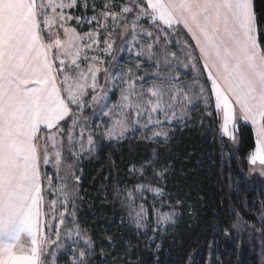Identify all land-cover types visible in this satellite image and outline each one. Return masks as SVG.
Returning a JSON list of instances; mask_svg holds the SVG:
<instances>
[{"label":"snow or ice","instance_id":"obj_1","mask_svg":"<svg viewBox=\"0 0 264 264\" xmlns=\"http://www.w3.org/2000/svg\"><path fill=\"white\" fill-rule=\"evenodd\" d=\"M78 7L87 12L89 0H0V264H57L56 250L68 243L67 239L60 240L59 225L66 222V217H74L76 209L73 201V210L68 211L73 197L66 182L57 189L62 200H46L45 181L49 191L54 186L42 169L54 162L59 170L65 147L69 151L78 149L74 156H92L104 143L119 144L140 132L144 141H166L175 135L173 129L190 126L187 111L194 101L198 102L195 106L204 105L205 117L218 118L216 132L221 144L227 140L238 146L241 123L253 129L255 144L248 163L258 162L262 166L259 174L264 175V0L259 9L256 0H126L122 4L104 0L99 10L94 2L91 4L90 17L66 11ZM73 20L79 27L88 24L91 30L78 32L69 26ZM124 27H130L125 33L131 36L128 52L133 53L135 48L136 58L146 57L155 61L154 67L159 69L163 64L172 71L176 69L169 58L168 45L182 27L194 45L179 39L176 43L194 70L201 71L197 65L202 64L210 89L198 81L196 88L179 86L178 76H149L147 72L141 75L139 59L127 70L104 68L105 83L101 87L99 66L104 61L86 53L95 48L97 53L110 55L112 33ZM99 29L103 30V38ZM141 38L148 43L133 44ZM82 51L85 55L81 58ZM171 55L175 57L176 53ZM68 57H72L70 64L66 63ZM81 63L87 67L81 68ZM149 80L153 82L149 84ZM109 84L120 91L119 103L112 106L106 102ZM87 109L93 113L91 127L85 115ZM110 117V123L101 129L100 125ZM165 127L169 131H163ZM200 127H204L203 120ZM129 163L131 166L124 172L139 179H109L103 187L105 199L111 196L112 186L116 193L113 200L126 206L131 217L129 221L121 214V228L145 239L146 247L159 251L163 245L156 240L163 238L161 229L166 231L165 226L184 208V200L173 196L175 189L168 188L174 159L170 156L168 161H161L153 150ZM115 167L111 162L108 173ZM75 180L79 182L80 177ZM145 180L147 184L142 183ZM125 183H132L133 189L124 190ZM137 186L160 199L158 208L152 206L154 219L143 204L136 205ZM75 190L73 185L71 191ZM136 207L140 211L133 213ZM166 208L171 210L162 211ZM49 217L59 224L50 223ZM42 228L54 230L56 239L43 233ZM64 233L68 238L73 233L76 236L69 245L73 248L67 253L71 256L69 264H94L97 246L92 237L78 227L66 228ZM126 239V234L118 241L109 237L108 246L120 247ZM24 240L28 247L23 246ZM50 243L55 249L46 247ZM214 243L209 245L206 264H213ZM130 247L132 241L125 247V255ZM131 255L134 257L135 252ZM195 258L196 254H191L189 264H194Z\"/></svg>","mask_w":264,"mask_h":264},{"label":"trees","instance_id":"obj_2","mask_svg":"<svg viewBox=\"0 0 264 264\" xmlns=\"http://www.w3.org/2000/svg\"><path fill=\"white\" fill-rule=\"evenodd\" d=\"M256 3L259 9L261 0ZM200 113L195 117L194 111L195 118L189 119L190 126L184 130L180 127L173 129L175 135L166 141H144L142 134L138 133L135 138L129 136L119 144L104 143L98 154L76 162L80 177L79 182H73L78 205L76 219L66 222L75 224L92 237L97 246L96 256L92 257L94 264H124L126 260L131 264H189L193 253L196 254L194 264H206L209 245L213 241V264L217 261L219 264H263L264 182L246 177L248 156L255 144L254 131L241 123L238 146H232L227 140L221 144L216 132L218 118H208ZM201 120L204 127H200ZM153 150L159 153L161 161L173 157L174 171L169 177L168 188L175 189L173 196L184 200V208L178 210L173 223L165 226L166 231L161 229L163 238L156 240L157 244L163 245L159 251L146 247L145 239L121 228V214L131 220L129 209L113 200L116 193L112 186H109L111 196L108 199L103 193L107 181L117 176L121 181L138 180L137 175L127 176L124 169L131 166L130 161L141 160ZM111 162L116 167L109 174ZM132 188V183L124 184V190ZM123 198L122 191L121 200ZM146 198L145 206L154 219L152 206L158 208L161 201L149 193ZM105 232L108 235H103ZM250 232L253 236L249 235ZM125 234L127 239L123 245L108 246L109 237L118 241ZM129 241H132V247L125 255ZM133 251L134 257L131 255ZM70 260L68 255H62L60 263L69 264Z\"/></svg>","mask_w":264,"mask_h":264},{"label":"rangeland","instance_id":"obj_3","mask_svg":"<svg viewBox=\"0 0 264 264\" xmlns=\"http://www.w3.org/2000/svg\"><path fill=\"white\" fill-rule=\"evenodd\" d=\"M95 3L97 10H99L100 8H102L103 4H104V0H89V4L90 7L88 8L87 12H85V10L82 7H78V8H73V9H68L66 10L68 12V14L73 15V16H78V15H83L86 17H90L93 14V10L91 7L92 3ZM115 2L117 4H122L124 2H126V0H115ZM109 24H111V21H109ZM69 26L71 27H76L78 32H88L90 31V27L88 24H84L82 27H79L76 25L75 20L70 21L69 22ZM145 27H148V24L145 23ZM62 33V30H60ZM99 31H101V38H103V30L99 29ZM130 31V27H124V28H117L116 31H114L112 33L111 36V40L114 41L113 44V48L111 49V54L109 55L108 53H97L95 48L89 52H87L86 54L91 57L92 55H98L99 58L101 60L104 61L103 64H101L99 67L101 68V71L99 73V84L101 85V87H103L105 81H104V76L105 73L103 71L104 68H108L109 70L112 69H118V68H123L125 70H127L130 66L135 65L138 62V59L141 63V67L139 70V73L142 75L143 73L147 72L149 74V76H152L153 74L159 73L161 77H179L181 83L179 86H191L192 88H196L197 85V81L199 82V85H204L206 88L210 89L211 84L210 82L207 81L206 79V73L202 72V64H198L197 68L201 69V71H196L191 67V61H186L185 60V56L183 54V52L181 51V47L180 45H178L176 43V40L179 39L181 41H187L190 44L194 45V42L191 41V38L189 37V35L187 34V32L181 27L179 29H177L175 31V34L172 37V43L168 45V53H169V58L172 61L173 66L175 67V71H172L168 68H165V66L163 64L160 65L159 69L157 67H154V63L155 61H148L146 59V57H141V58H136L134 56V51L136 50L135 48H133V53L128 52L126 49L128 47V42L131 41V36L130 35H125L126 32ZM61 38H63V36L61 35ZM148 43L147 39H139L136 42H133V44L135 45H146ZM103 44H101V49H103ZM176 53L175 57H172V53ZM83 55H85V53L82 51L81 52V58L83 57ZM72 57H68L66 60V63L70 64ZM181 61L182 63H177L176 61ZM185 63H187L189 66L185 67ZM87 67V64L85 63H81V68H85ZM133 71H137L135 68H133ZM69 76H72V73H68ZM60 79H62V77H60ZM152 80H149L148 83H152ZM159 81H157L158 83ZM73 80L70 79L69 80V84H72ZM147 86V85H146ZM182 95V94H181ZM88 99H91V96L89 95ZM120 101V91L119 90H113V87L111 84L108 85V90L106 93V102L109 104V106L118 104ZM104 102V101H102ZM196 104H198V102L194 101L193 106H188V111H187V118L188 119H194L196 116L201 115L200 112L204 113V105L202 103H199L198 106H195ZM213 107H214V98H213ZM196 111V115L194 117L193 112ZM98 112V109H97ZM85 115L89 118L88 119V124L89 127L92 126L93 124V113H92V109H87L85 111ZM118 115V113H117ZM111 118H108L104 121L103 124L100 125L101 129L105 126H107L110 121ZM63 123V122H62ZM71 121H68V124H70ZM81 123H84V121H81ZM163 131H169V129L167 127L162 129ZM78 129H77V133H78ZM140 134H142L143 137V133L140 132ZM149 135H151V133H149ZM157 139H162V138H157ZM237 141H238V133H237ZM232 146H236V144L234 143H230ZM78 149H72L71 151L68 150L67 147H65L62 150V167L58 170L53 162V164H50L48 166H46L45 168L42 169V172H45L47 174V176L52 180V184H53V189L51 191L48 190L47 187V182L45 181L43 188L45 190V192L47 193L46 195V200L51 201V200H62V195L60 192L57 191L58 188H60L65 182L67 184V189L69 190V192L71 193L73 200L69 201V208L68 211L71 212L73 210L72 208V203L74 201V205H75V209L77 208V197L75 195V192H72V188H73V182H76L75 177H77L78 175V171H77V164L76 162L81 160L83 157L89 156L88 154L84 153V154H78V155H73V152H77L78 153ZM94 154V153H93ZM261 165H259V163L257 162V164L255 165H251L249 163V171L246 175L247 178H258L261 181L264 182V175H260V171H261ZM147 184V183H144ZM154 187V186H153ZM133 189V188H132ZM151 194L153 196V193L150 191H147L145 189H141L137 186V190H136V199H135V203L136 205H141L143 204L145 209V200L147 199L146 196L147 194ZM142 195L143 198H140ZM58 206V205H57ZM45 211H47V209H45ZM60 211H63V209H60ZM140 209L139 207H136L135 209H133V213L135 212H139ZM163 211V210H162ZM166 211H170V210H166ZM76 219V214L74 217H72L70 220H75ZM69 219L66 217V221H68ZM44 221V215L42 214L41 217V224H43ZM49 222L50 223H54V224H59V221H52L51 217H49ZM173 222L168 223L167 225H170ZM63 226L65 227L64 229H72V228H77V226L75 224H67V222H65L64 224H60L59 228H60V240L64 241L67 239L68 243L64 245V247L60 246V248L58 250H56V256L58 257L57 260V264H61L60 260L62 258V255L67 256V253L71 252L73 250V248L69 247V245H71L72 240L76 239L75 234L73 233L71 238H68L65 236L64 230H63ZM42 232L48 235H51V238L53 240L56 239V235H55V231L54 230H50V229H43L42 228ZM250 236H253V233L250 232L249 233ZM264 246V243H263ZM46 247L49 250H53L55 249V245L54 244H49L46 245ZM262 249L264 250V247H262ZM71 259V256L68 255ZM51 264V263H50ZM263 264H264V260H263Z\"/></svg>","mask_w":264,"mask_h":264},{"label":"crops","instance_id":"obj_4","mask_svg":"<svg viewBox=\"0 0 264 264\" xmlns=\"http://www.w3.org/2000/svg\"><path fill=\"white\" fill-rule=\"evenodd\" d=\"M185 31H186V30H185ZM189 37H190V36H189ZM193 42H194V41H193ZM23 246H24V247H28V241H27V240H24V241H23Z\"/></svg>","mask_w":264,"mask_h":264}]
</instances>
